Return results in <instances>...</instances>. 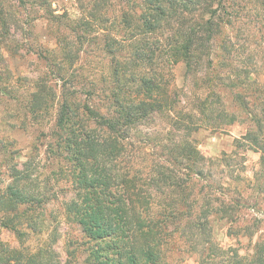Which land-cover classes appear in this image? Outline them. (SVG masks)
<instances>
[{
  "label": "trees",
  "instance_id": "trees-1",
  "mask_svg": "<svg viewBox=\"0 0 264 264\" xmlns=\"http://www.w3.org/2000/svg\"><path fill=\"white\" fill-rule=\"evenodd\" d=\"M237 12L232 0H90L78 27H85L86 39L103 52L107 69L87 80L77 75L80 88L70 90L61 73V63L67 58L70 63L69 52L61 62L53 59L46 65L62 81L54 121L41 133L55 166L48 173L67 181L71 194L62 200L60 213L83 235L82 240H68L64 264H74L82 252L81 264H167L162 247L169 233L208 234V215L228 211L225 206L212 210L216 208L204 201L200 187L196 193L202 204L195 214L197 198L189 191L178 193L207 177L205 159L183 134L201 122L217 127L214 113L221 97L215 89L232 95L231 86L255 88L248 82L251 68L243 48L228 32ZM180 61L188 74L204 69L196 83L200 90L186 97L192 102L188 110L166 80ZM217 67L225 72L214 71ZM0 83V94L9 95L4 91L9 77L0 75ZM47 83L46 76L34 79L23 104L36 120L54 100ZM0 145L1 160L10 167L16 156ZM157 147L161 155L154 152ZM36 150V145L30 147L25 160L16 162L20 169L0 187V228L22 243L28 232L39 233L55 219L46 211L60 190L50 180L42 184L32 179ZM141 155L149 158L142 161ZM49 237L34 248L10 247L0 240V264H61L51 247L56 237ZM235 264H264V249L255 248L248 260L238 258Z\"/></svg>",
  "mask_w": 264,
  "mask_h": 264
},
{
  "label": "rangeland",
  "instance_id": "rangeland-1",
  "mask_svg": "<svg viewBox=\"0 0 264 264\" xmlns=\"http://www.w3.org/2000/svg\"><path fill=\"white\" fill-rule=\"evenodd\" d=\"M232 5L238 11V17L228 32L243 48L242 55L251 68L248 77L251 81L248 82H253L255 88L231 86L232 95L227 89H215L221 97L214 113L216 119L213 122L217 127L201 122L199 128L183 134L193 141L205 159L204 176L207 177L186 184V188L182 187L178 193L189 191L197 198L195 214L202 204L201 196L196 193L200 187L204 201L208 200L209 206L216 208L212 210L225 206L228 211L221 209L208 215V234L191 230L183 234L180 231L169 233L162 247L167 264H235L238 258L248 260L255 248L261 246L264 249V0H232ZM87 7H90V0H23L19 3L17 0H0V75L9 77V87L4 86L9 95L0 94V144L4 143L13 150L16 162L24 161L30 147L36 145L32 179L42 184L50 180L54 189L56 186L55 190L60 188L57 199L46 211L47 216L55 219L50 218V223L41 232H28L22 243L11 231L0 228V240L10 247L34 248L51 235L56 237L51 247L59 254L61 264H64L63 259L70 248V245L66 246L68 240H82L83 235L80 228L60 213L62 200L71 194L67 181L48 173L55 166L45 152L46 139L41 133L46 132L54 121L62 81L52 77L46 65L54 63L53 59L61 62L62 56L67 58L64 52H69L70 63L68 58L61 63V73L69 82L66 87L70 90L80 88L77 75L81 74L87 80L107 69L106 58L101 56L103 52L92 47V39H86L85 27H78L86 18ZM101 34L102 31L97 35L98 39ZM77 36H82L79 44L76 43ZM221 54V49H217V56ZM53 68L57 70L56 65ZM168 69L169 66H165L166 74ZM203 70L199 68L196 73L188 74L180 61L172 66L170 76L166 77L171 90L177 92L179 99L182 97L180 103L186 110L192 103L187 98L200 90L196 83H199ZM216 70L225 72L221 67ZM44 76L54 100L49 103L51 107L47 113L36 120L24 111L23 104L32 87L30 83ZM201 90L205 92L207 88ZM175 135L180 137L181 133L175 132ZM154 152L162 154L159 147ZM140 157L145 161L148 156ZM1 159L0 151V180L3 179L0 187L21 165L14 162L7 167ZM55 176L56 180H53ZM77 255L74 264H81L85 253Z\"/></svg>",
  "mask_w": 264,
  "mask_h": 264
}]
</instances>
